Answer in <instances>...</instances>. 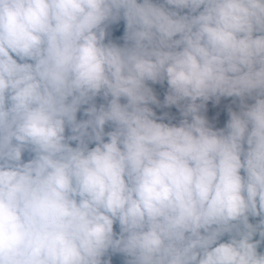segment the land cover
<instances>
[{
	"label": "clouds",
	"instance_id": "9594fccd",
	"mask_svg": "<svg viewBox=\"0 0 264 264\" xmlns=\"http://www.w3.org/2000/svg\"><path fill=\"white\" fill-rule=\"evenodd\" d=\"M0 264H264V0H0Z\"/></svg>",
	"mask_w": 264,
	"mask_h": 264
},
{
	"label": "rangeland",
	"instance_id": "374dc122",
	"mask_svg": "<svg viewBox=\"0 0 264 264\" xmlns=\"http://www.w3.org/2000/svg\"><path fill=\"white\" fill-rule=\"evenodd\" d=\"M122 36H123V22L116 28L114 32V38L118 42H123L122 41ZM230 99H223V106L222 105H215L213 106L211 103L209 104L208 107V116L210 121L216 126V127H223L228 119L227 115V110H226V105L230 103Z\"/></svg>",
	"mask_w": 264,
	"mask_h": 264
},
{
	"label": "trees",
	"instance_id": "16d2710c",
	"mask_svg": "<svg viewBox=\"0 0 264 264\" xmlns=\"http://www.w3.org/2000/svg\"><path fill=\"white\" fill-rule=\"evenodd\" d=\"M219 105H222L223 106V98H222L221 103Z\"/></svg>",
	"mask_w": 264,
	"mask_h": 264
}]
</instances>
